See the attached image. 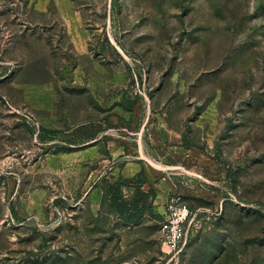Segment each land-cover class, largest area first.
Masks as SVG:
<instances>
[{
	"label": "rangeland",
	"instance_id": "374dc122",
	"mask_svg": "<svg viewBox=\"0 0 264 264\" xmlns=\"http://www.w3.org/2000/svg\"><path fill=\"white\" fill-rule=\"evenodd\" d=\"M0 264H264V0H0Z\"/></svg>",
	"mask_w": 264,
	"mask_h": 264
},
{
	"label": "built area",
	"instance_id": "2783aa9c",
	"mask_svg": "<svg viewBox=\"0 0 264 264\" xmlns=\"http://www.w3.org/2000/svg\"><path fill=\"white\" fill-rule=\"evenodd\" d=\"M192 219V212L182 196L172 195L166 203L165 216L160 226L162 246L171 253H177L185 242L187 226Z\"/></svg>",
	"mask_w": 264,
	"mask_h": 264
},
{
	"label": "crops",
	"instance_id": "0c3cea01",
	"mask_svg": "<svg viewBox=\"0 0 264 264\" xmlns=\"http://www.w3.org/2000/svg\"><path fill=\"white\" fill-rule=\"evenodd\" d=\"M151 163L153 167L148 166L143 162H128L126 163L122 174L125 178L130 179L140 172H143L146 178V188H151L155 192V210L158 214H160V216L164 218L166 212V203L168 199L174 194V192H172L173 184L169 181L171 179L170 177H164L159 181L157 179V174L159 173V171H164L168 168L166 165L156 164L154 162Z\"/></svg>",
	"mask_w": 264,
	"mask_h": 264
},
{
	"label": "trees",
	"instance_id": "16d2710c",
	"mask_svg": "<svg viewBox=\"0 0 264 264\" xmlns=\"http://www.w3.org/2000/svg\"><path fill=\"white\" fill-rule=\"evenodd\" d=\"M139 174H140V176H141L140 184L142 185V184H144V183L146 182V178H145L143 172H140ZM139 190H140V191H139ZM138 194H140V196H142L143 199H146V198H147L148 196H150V195H155V192H154V190L151 189V188L148 189V191H142V190L139 188V189H138ZM113 203L115 204L116 208H118L117 211H119L120 209H119V206H118V204H117V201H116V200H113Z\"/></svg>",
	"mask_w": 264,
	"mask_h": 264
}]
</instances>
